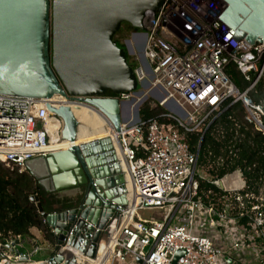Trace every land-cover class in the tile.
<instances>
[{
  "label": "built area",
  "instance_id": "2783aa9c",
  "mask_svg": "<svg viewBox=\"0 0 264 264\" xmlns=\"http://www.w3.org/2000/svg\"><path fill=\"white\" fill-rule=\"evenodd\" d=\"M224 9L221 0H164L159 10L146 13L145 30L131 34L134 52L123 44L128 54L141 53L145 65L134 70L138 82L150 76L172 124L145 123L122 112L115 140L126 205L109 202L111 217L102 230L95 228L101 232L96 257L82 255L79 264H264V170L253 164L248 177L236 170L221 180L209 178L198 172V153L187 143L189 133L202 132L238 103L246 121L264 135V103H254L249 95L264 76V45L236 42L235 32L219 19ZM232 64L249 82L243 91L225 73ZM49 104L56 108L48 99L0 94V162L7 168L22 174L28 160L59 150L55 144L61 141H52L58 119ZM200 180L217 189L208 192L207 203ZM143 212L162 216L144 219ZM14 241L0 244V264H19L24 256L34 264L54 260L33 262L38 245L30 254L15 256L7 249Z\"/></svg>",
  "mask_w": 264,
  "mask_h": 264
},
{
  "label": "water",
  "instance_id": "95a60500",
  "mask_svg": "<svg viewBox=\"0 0 264 264\" xmlns=\"http://www.w3.org/2000/svg\"><path fill=\"white\" fill-rule=\"evenodd\" d=\"M221 1L225 9L219 19L235 32L232 38L264 45V0ZM163 2L0 0V94L62 99L59 109L49 104L48 110L66 123L72 118L69 104L87 106L118 133L124 110L120 97L137 93L140 84L116 35L124 24L145 30L146 13L159 10ZM118 150L106 137L25 163L37 190L44 191L51 203L53 212L47 213L39 197H31L53 234L58 254L71 249L95 259L101 236L95 228L102 230L111 217L109 202L126 205ZM19 245L16 239L7 249L19 256L24 254ZM29 261L24 256L19 264H34Z\"/></svg>",
  "mask_w": 264,
  "mask_h": 264
},
{
  "label": "trees",
  "instance_id": "16d2710c",
  "mask_svg": "<svg viewBox=\"0 0 264 264\" xmlns=\"http://www.w3.org/2000/svg\"><path fill=\"white\" fill-rule=\"evenodd\" d=\"M129 30L137 31L131 26ZM121 47L126 49L124 45ZM128 62L134 70L137 69L138 63L129 55ZM225 73L239 90L243 91L249 85L235 65L227 66ZM249 95L254 103H264V76ZM165 115L163 107H152L148 102L139 111L140 119L145 123L156 121L163 125L172 124ZM187 143L192 152L198 153V172L209 178L221 180L236 170L246 171L248 177L250 172H247V168L253 164L258 165L257 171L264 170V135L256 132L253 124L246 121V112L241 103L230 106L202 132L189 133ZM254 181L251 179L250 182ZM209 191L217 192V189L207 181L200 180V192L206 203L212 196L207 195ZM33 196L39 197L45 212H53L46 193L37 190L36 181L28 172L19 174L16 168H7L0 162V244L5 245L18 238L26 243L42 234L44 241L55 245L53 234L38 213L36 204L31 202ZM26 249L22 247L19 250L25 253ZM57 252L58 249H55L49 258Z\"/></svg>",
  "mask_w": 264,
  "mask_h": 264
},
{
  "label": "bare ground",
  "instance_id": "6f19581e",
  "mask_svg": "<svg viewBox=\"0 0 264 264\" xmlns=\"http://www.w3.org/2000/svg\"><path fill=\"white\" fill-rule=\"evenodd\" d=\"M48 101L55 102L56 109H59L63 104L62 99L53 98ZM69 108L72 111V118L67 121L68 123L62 119L61 121H55L52 127L53 143L61 141L59 144H55L57 149H66L73 144L82 145L106 137L111 138L115 147L118 148L117 141L115 140V132H113L110 124L100 113L87 106L74 105ZM117 155L122 169V156L120 152ZM82 259L83 256L80 253L72 251L71 249H63L50 264H79ZM88 263L87 261L84 262V264Z\"/></svg>",
  "mask_w": 264,
  "mask_h": 264
},
{
  "label": "rangeland",
  "instance_id": "374dc122",
  "mask_svg": "<svg viewBox=\"0 0 264 264\" xmlns=\"http://www.w3.org/2000/svg\"><path fill=\"white\" fill-rule=\"evenodd\" d=\"M129 27H130L129 25L124 24L122 26V29L119 32V34L116 35L115 39L118 40L117 42H118V45L120 47L123 46V44H125L127 46L128 50H129V52H130V48L127 45V42L130 43V45L131 44L133 45L134 39H133L131 34L132 33H140V32H138L139 30L131 31V30H129ZM120 38H122V39H120ZM132 45H131V47L133 48ZM139 54H141V53H137V56L136 55L132 56L133 54L132 55L130 54L131 58L138 63V66L144 64V63H142V62H144L143 58ZM150 81H151V78L148 75V79L145 82H143V83H141L139 85L137 93L129 95L130 98L128 100H126L127 102L124 103V107H123L124 108L123 113H124L125 117H126V111H128L129 114H130V117H133L135 119H137V117L140 118L138 110L140 111L141 107L146 102H148L152 107L160 106V102L159 101L161 100V96L151 89ZM127 107H129V110H127ZM163 109L165 111H167V109L169 110V107H167V108L163 107ZM124 120H126V118H124ZM229 180H230L229 178H226V183H229ZM161 216H162V214L159 213V212H143L142 213V217L144 219L159 218Z\"/></svg>",
  "mask_w": 264,
  "mask_h": 264
},
{
  "label": "crops",
  "instance_id": "0c3cea01",
  "mask_svg": "<svg viewBox=\"0 0 264 264\" xmlns=\"http://www.w3.org/2000/svg\"><path fill=\"white\" fill-rule=\"evenodd\" d=\"M120 39H122V38H120ZM135 40H136V38H135ZM135 43H136V41H135ZM127 45L130 48V52L131 51L134 52V49L131 47L132 44L130 45V43L127 42ZM127 110H129V107H127ZM43 238H44V236L42 234H38V235H36V237L34 239H30L26 243H23V247H27L25 253L30 254L32 252V250L34 249V247H33L34 245H38L39 248L41 249V251L38 254L33 255V257H32L33 262L45 261L50 257V254L53 251H55V245H52L49 242L44 241Z\"/></svg>",
  "mask_w": 264,
  "mask_h": 264
},
{
  "label": "flooded vegetation",
  "instance_id": "af4514ba",
  "mask_svg": "<svg viewBox=\"0 0 264 264\" xmlns=\"http://www.w3.org/2000/svg\"><path fill=\"white\" fill-rule=\"evenodd\" d=\"M118 41V40H117ZM52 197V196H51ZM73 206H75V204H72Z\"/></svg>",
  "mask_w": 264,
  "mask_h": 264
}]
</instances>
